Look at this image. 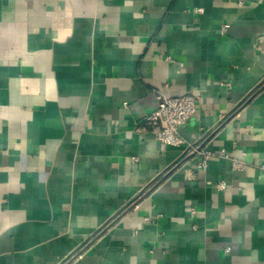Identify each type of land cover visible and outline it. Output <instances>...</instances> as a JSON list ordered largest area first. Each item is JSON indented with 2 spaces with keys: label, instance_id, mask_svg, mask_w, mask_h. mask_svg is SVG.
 I'll return each mask as SVG.
<instances>
[{
  "label": "crops",
  "instance_id": "obj_1",
  "mask_svg": "<svg viewBox=\"0 0 264 264\" xmlns=\"http://www.w3.org/2000/svg\"><path fill=\"white\" fill-rule=\"evenodd\" d=\"M260 33L264 0H0V264H264ZM159 93L204 171L137 129Z\"/></svg>",
  "mask_w": 264,
  "mask_h": 264
},
{
  "label": "built area",
  "instance_id": "obj_2",
  "mask_svg": "<svg viewBox=\"0 0 264 264\" xmlns=\"http://www.w3.org/2000/svg\"><path fill=\"white\" fill-rule=\"evenodd\" d=\"M228 27V24L221 25L220 34H225ZM254 48L257 53L264 55V33L256 36ZM164 59L165 61L171 60L169 56ZM227 85L230 86V84ZM197 103L198 98L192 94L165 95L159 93L156 96L155 108L142 117L137 129L154 132L160 143L180 147L184 154L199 155L196 169L204 171L212 153L201 148L198 144L184 141L179 132V128L195 115ZM230 164L233 169H244L245 167L236 160H231ZM215 186L218 190L225 189L223 181L218 182ZM189 213L194 216L195 210L190 208ZM193 228H196L195 225ZM225 249L230 250L229 247Z\"/></svg>",
  "mask_w": 264,
  "mask_h": 264
}]
</instances>
